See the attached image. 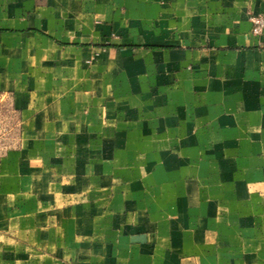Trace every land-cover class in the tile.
I'll list each match as a JSON object with an SVG mask.
<instances>
[{
  "label": "crops",
  "instance_id": "obj_1",
  "mask_svg": "<svg viewBox=\"0 0 264 264\" xmlns=\"http://www.w3.org/2000/svg\"><path fill=\"white\" fill-rule=\"evenodd\" d=\"M252 14L264 0H0V264H264Z\"/></svg>",
  "mask_w": 264,
  "mask_h": 264
},
{
  "label": "rangeland",
  "instance_id": "obj_2",
  "mask_svg": "<svg viewBox=\"0 0 264 264\" xmlns=\"http://www.w3.org/2000/svg\"><path fill=\"white\" fill-rule=\"evenodd\" d=\"M7 101L11 103L8 98L0 96V157L4 150L9 152L15 146L14 108Z\"/></svg>",
  "mask_w": 264,
  "mask_h": 264
},
{
  "label": "built area",
  "instance_id": "obj_3",
  "mask_svg": "<svg viewBox=\"0 0 264 264\" xmlns=\"http://www.w3.org/2000/svg\"><path fill=\"white\" fill-rule=\"evenodd\" d=\"M252 22V33L256 36L264 33V16L262 14H252L250 16Z\"/></svg>",
  "mask_w": 264,
  "mask_h": 264
}]
</instances>
